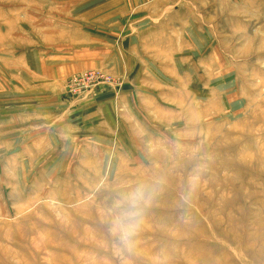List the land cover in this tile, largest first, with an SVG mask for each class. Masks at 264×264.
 Returning <instances> with one entry per match:
<instances>
[{
  "label": "rangeland",
  "instance_id": "rangeland-1",
  "mask_svg": "<svg viewBox=\"0 0 264 264\" xmlns=\"http://www.w3.org/2000/svg\"><path fill=\"white\" fill-rule=\"evenodd\" d=\"M0 264H264V0H0Z\"/></svg>",
  "mask_w": 264,
  "mask_h": 264
},
{
  "label": "built area",
  "instance_id": "built-area-1",
  "mask_svg": "<svg viewBox=\"0 0 264 264\" xmlns=\"http://www.w3.org/2000/svg\"><path fill=\"white\" fill-rule=\"evenodd\" d=\"M72 79L73 80H71V83L69 82L68 84L69 85H72L73 83H75L76 81H78V80H81V79H84V76H81V77H76V76H74V77H72Z\"/></svg>",
  "mask_w": 264,
  "mask_h": 264
},
{
  "label": "bare ground",
  "instance_id": "bare-ground-1",
  "mask_svg": "<svg viewBox=\"0 0 264 264\" xmlns=\"http://www.w3.org/2000/svg\"><path fill=\"white\" fill-rule=\"evenodd\" d=\"M77 77V76H76ZM71 80H73V79H71ZM70 83H71V81H70Z\"/></svg>",
  "mask_w": 264,
  "mask_h": 264
}]
</instances>
